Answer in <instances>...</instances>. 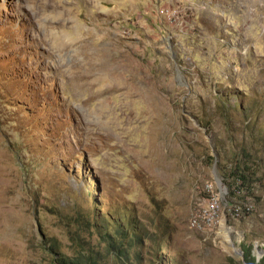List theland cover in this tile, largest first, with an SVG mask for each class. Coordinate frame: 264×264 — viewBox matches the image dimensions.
Returning <instances> with one entry per match:
<instances>
[{"label": "rangeland", "instance_id": "374dc122", "mask_svg": "<svg viewBox=\"0 0 264 264\" xmlns=\"http://www.w3.org/2000/svg\"><path fill=\"white\" fill-rule=\"evenodd\" d=\"M91 1L0 0V264L261 259L264 0Z\"/></svg>", "mask_w": 264, "mask_h": 264}, {"label": "trees", "instance_id": "16d2710c", "mask_svg": "<svg viewBox=\"0 0 264 264\" xmlns=\"http://www.w3.org/2000/svg\"><path fill=\"white\" fill-rule=\"evenodd\" d=\"M241 176L244 177L243 174H241ZM239 196L240 195H237V193H234V192L231 191V197L230 198H233V197L241 198ZM128 216H129V214L126 212L125 215H124V218H122L121 216L119 217V218H122L124 220V223L126 225L125 228L120 222L115 224V227H116V230H117V231H115V234L118 236V239H116V240H117V242L118 241L120 242V239L126 240L127 236H130L132 238L131 241L137 242L135 245L137 247H139V243L138 242L140 241V239L138 238V234L134 231V226L131 224L130 221L125 222V219L128 218ZM105 226H107V225H105ZM242 250L245 253L244 264H264V256L261 259H258L255 256V254H250V253H252V248H251L250 245L246 246V245L242 244ZM117 251L119 252L118 255L124 254V253L121 252V250H117ZM247 253H249V255ZM62 263L63 264H79V263H75V262L68 263L66 261H62Z\"/></svg>", "mask_w": 264, "mask_h": 264}, {"label": "built area", "instance_id": "2783aa9c", "mask_svg": "<svg viewBox=\"0 0 264 264\" xmlns=\"http://www.w3.org/2000/svg\"><path fill=\"white\" fill-rule=\"evenodd\" d=\"M220 187V195H222L223 192L227 191V187L225 185H222V182L219 184ZM220 195L218 197H214L212 200H210V209L208 212L205 213L204 217L208 218L209 221V225H212L214 223H216L217 221L220 223L221 225V233H222V229L224 228H229L232 231V235H235L237 237V240L239 241V244L242 243L243 240V236L242 234L237 231L233 226H231L230 224H228L225 220H222V218H218L219 217V207H220ZM241 212L240 207H236L235 208V213L239 214ZM240 247H239V252H240Z\"/></svg>", "mask_w": 264, "mask_h": 264}, {"label": "bare ground", "instance_id": "6f19581e", "mask_svg": "<svg viewBox=\"0 0 264 264\" xmlns=\"http://www.w3.org/2000/svg\"><path fill=\"white\" fill-rule=\"evenodd\" d=\"M88 1V0H87ZM91 1V0H90ZM93 1V0H92ZM91 1V2H92ZM95 1H97V0H95ZM111 1V0H110ZM105 2H109L108 0H104V3ZM93 3H95L94 1H93ZM103 3V4H104ZM102 4V5H103ZM92 5V4H91ZM114 7V6H113ZM112 7V8H113ZM100 8V7H99ZM104 8V7H103ZM100 10V9H99ZM104 10L108 13V14H110L111 12H112V10H110V9H108V8H104ZM67 12V11H66ZM135 12V11H134ZM64 13V12H63ZM65 15H66V13H65ZM63 16V15H62ZM66 18V17H65ZM63 20V19H62ZM66 21V20H65ZM87 29V28H86ZM92 40V39H91ZM71 41V40H70ZM94 41V40H93ZM94 45V44H93ZM63 46V45H62ZM68 46V45H67ZM58 47H59V45H58ZM64 47V46H63ZM62 47V48H63ZM76 47V46H75ZM102 48V47H101ZM67 49V48H66ZM107 49V48H106ZM108 49H110V48H108ZM105 50V49H104ZM91 51V50H90ZM94 51H95V49H94ZM102 52V51H101ZM100 52V53H101ZM105 52V51H104ZM96 53H97V51H96ZM109 54V53H108ZM104 56V55H103ZM80 58V57H79ZM106 58V57H105ZM82 61V60H81ZM85 61H86V59H85ZM99 62V61H98ZM132 62V61H131ZM111 63V62H110ZM115 63V62H114ZM101 64V63H100ZM102 65L103 64H101V65H99V66H96L95 68L96 69H98V71H100V69H102ZM108 65H110V64H108ZM72 67V66H71ZM78 68V67H77ZM91 68V67H90ZM71 69V68H70ZM86 69V68H85ZM74 70V69H73ZM97 71V72H98ZM78 74V73H77ZM89 74V73H88ZM75 75H76V73H75ZM74 80H75V78H74ZM81 83V82H80ZM228 231H230L228 228L227 229H225V234H226V236H227V238H228V240L230 241V246H231V248H233V249H236L237 248V250H235V251H238L239 252V247H237L236 245H235V243L233 242V240L231 239V236H230V232H228Z\"/></svg>", "mask_w": 264, "mask_h": 264}, {"label": "water", "instance_id": "95a60500", "mask_svg": "<svg viewBox=\"0 0 264 264\" xmlns=\"http://www.w3.org/2000/svg\"><path fill=\"white\" fill-rule=\"evenodd\" d=\"M221 183V182H220ZM240 253H244L242 249H240Z\"/></svg>", "mask_w": 264, "mask_h": 264}]
</instances>
